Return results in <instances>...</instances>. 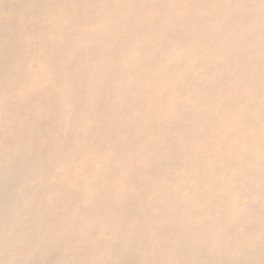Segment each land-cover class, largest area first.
Here are the masks:
<instances>
[{
	"label": "bare ground",
	"instance_id": "bare-ground-1",
	"mask_svg": "<svg viewBox=\"0 0 264 264\" xmlns=\"http://www.w3.org/2000/svg\"><path fill=\"white\" fill-rule=\"evenodd\" d=\"M0 264H264V0H0Z\"/></svg>",
	"mask_w": 264,
	"mask_h": 264
}]
</instances>
